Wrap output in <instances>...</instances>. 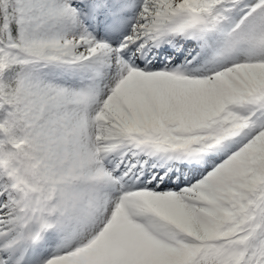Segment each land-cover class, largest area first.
I'll use <instances>...</instances> for the list:
<instances>
[{
    "label": "snow or ice",
    "instance_id": "snow-or-ice-1",
    "mask_svg": "<svg viewBox=\"0 0 264 264\" xmlns=\"http://www.w3.org/2000/svg\"><path fill=\"white\" fill-rule=\"evenodd\" d=\"M0 264H264V0H0Z\"/></svg>",
    "mask_w": 264,
    "mask_h": 264
}]
</instances>
